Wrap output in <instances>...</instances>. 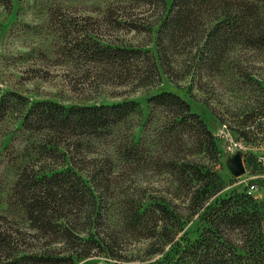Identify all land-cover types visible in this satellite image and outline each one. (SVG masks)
<instances>
[{
    "label": "trees",
    "instance_id": "trees-1",
    "mask_svg": "<svg viewBox=\"0 0 264 264\" xmlns=\"http://www.w3.org/2000/svg\"><path fill=\"white\" fill-rule=\"evenodd\" d=\"M119 1L153 9L151 21L145 25L130 18L129 23L112 14L106 25L145 30L156 53L104 43L85 27V36L65 53L121 74L146 69L138 77L149 85L175 73L182 56L193 55L195 65L210 75L222 74L236 47L264 57V0ZM148 103L149 122L157 127L149 137V159L157 143L171 149L182 144L185 151L183 159L165 162L158 157L162 163L155 165L173 177L182 204L153 199L131 207L123 231L117 232L107 201L110 162H80L86 160V143L110 139L116 127L140 114V105L32 102L15 92L1 97L0 128L14 116L36 141L31 154L44 160L65 155V161L61 169L48 170L41 161L30 164L34 159L29 154L22 163L8 199V209L18 218L0 213V264H78L94 257L98 259L92 264H264V203L249 190L222 195L225 183L210 164L220 149L206 121L174 92H159ZM61 146L67 148L64 153ZM194 156L201 159H189ZM126 235L148 243L141 256L127 255Z\"/></svg>",
    "mask_w": 264,
    "mask_h": 264
},
{
    "label": "rangeland",
    "instance_id": "rangeland-1",
    "mask_svg": "<svg viewBox=\"0 0 264 264\" xmlns=\"http://www.w3.org/2000/svg\"><path fill=\"white\" fill-rule=\"evenodd\" d=\"M112 14L121 21L130 23L132 18L146 25L154 10L128 6L119 0H0V99L15 92L32 102L94 105L135 101L140 105V114L116 127L110 139L86 143V160H76L80 165L110 162L113 176L107 201L110 223L117 232L123 231L122 221L131 207L146 205L153 199L182 204L173 177L155 166L161 165L160 161L183 159L182 144L172 149L166 144L152 145L149 159V137L157 127L149 122L148 100L162 91L177 93L185 99L217 138L220 155L210 164L215 165L225 183L222 195L249 190L264 203V57L236 47L222 74L210 75L195 65L193 55L182 56L175 62V73L170 77L162 75L160 82L157 79L149 85L142 76L138 77L146 69L121 74L65 53L85 36L84 27L93 29L94 36L104 43L156 53L153 38L145 30L107 26L105 18ZM35 142L22 131L14 116L0 128V213H8L12 218H18V214L8 209L10 190ZM66 150L61 146L63 153ZM31 155L34 160L30 164L41 161L48 170L61 169L59 165L65 161V155L52 160ZM236 155H241L246 171L237 178L229 169ZM253 186L256 190H251ZM195 225L190 224L189 229ZM147 246V242L135 241L128 235L123 242L130 257L141 256ZM95 259L98 258L78 264H92Z\"/></svg>",
    "mask_w": 264,
    "mask_h": 264
},
{
    "label": "water",
    "instance_id": "water-1",
    "mask_svg": "<svg viewBox=\"0 0 264 264\" xmlns=\"http://www.w3.org/2000/svg\"><path fill=\"white\" fill-rule=\"evenodd\" d=\"M229 169H230L231 174H233L235 178L240 177L245 174L246 171H245V167H244L243 159L241 155L240 156L236 155L231 159L229 163Z\"/></svg>",
    "mask_w": 264,
    "mask_h": 264
},
{
    "label": "built area",
    "instance_id": "built-area-1",
    "mask_svg": "<svg viewBox=\"0 0 264 264\" xmlns=\"http://www.w3.org/2000/svg\"><path fill=\"white\" fill-rule=\"evenodd\" d=\"M251 190H256V187H254V186H253V187H251ZM250 192H251V191H250Z\"/></svg>",
    "mask_w": 264,
    "mask_h": 264
},
{
    "label": "bare ground",
    "instance_id": "bare-ground-1",
    "mask_svg": "<svg viewBox=\"0 0 264 264\" xmlns=\"http://www.w3.org/2000/svg\"><path fill=\"white\" fill-rule=\"evenodd\" d=\"M240 156V155H239ZM231 173V172H230ZM233 175V174H232Z\"/></svg>",
    "mask_w": 264,
    "mask_h": 264
}]
</instances>
